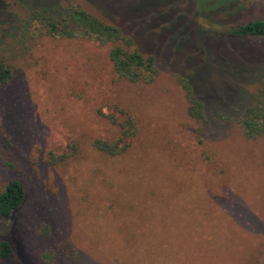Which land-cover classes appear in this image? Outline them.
I'll return each instance as SVG.
<instances>
[{
    "label": "rangeland",
    "instance_id": "374dc122",
    "mask_svg": "<svg viewBox=\"0 0 264 264\" xmlns=\"http://www.w3.org/2000/svg\"><path fill=\"white\" fill-rule=\"evenodd\" d=\"M52 7L116 26L153 57L154 82L118 81L94 41L30 33L13 44L31 10ZM260 19L264 0H0V47L24 52L0 91V192L12 179L25 192L0 220L11 248L0 264H259L264 138L245 140L238 119L264 81V39L222 34ZM179 78L203 104V128ZM115 109L137 133L110 158L91 142L116 137L98 115ZM71 141L79 154L50 166Z\"/></svg>",
    "mask_w": 264,
    "mask_h": 264
},
{
    "label": "trees",
    "instance_id": "16d2710c",
    "mask_svg": "<svg viewBox=\"0 0 264 264\" xmlns=\"http://www.w3.org/2000/svg\"><path fill=\"white\" fill-rule=\"evenodd\" d=\"M55 14V7L31 10L27 17L22 20L23 27L20 40L13 44L21 46L25 36L30 33H32L31 36L39 34L40 37L45 38H82L107 48L106 57L111 71L118 81L149 85L156 79L158 73L153 57L143 56L135 48L132 39L125 36L116 26L106 24L79 9L68 10L64 12V15L58 14L56 16ZM32 24L38 27H31ZM222 35L238 39H264V19L250 20L243 25L228 28ZM19 53L24 54L23 51H16L9 44L0 47V91L10 87L15 76L19 73V68L15 66L16 61L22 57ZM177 81L183 92L187 117L203 125L201 127L203 128L206 122L203 116L202 102L195 95L187 79L179 78ZM115 114L121 115V120H118ZM98 115L115 127L117 135L112 140H92V149L110 158L122 155L130 148L131 141L137 133L135 120L131 114L122 109H115L108 114L98 111ZM238 125L245 140L255 141L264 138V81H261L256 91L250 95L247 105L240 113ZM78 154V143L71 141L65 146V150L61 154L57 156L50 154L46 162L50 166L62 164ZM6 166L10 167V164H6ZM24 194V187L19 180L12 179L5 184L0 192V220L11 217L22 204ZM10 254L11 248L8 243L3 240L0 241V258H7ZM42 260L47 261L44 256ZM259 264H264V257Z\"/></svg>",
    "mask_w": 264,
    "mask_h": 264
}]
</instances>
